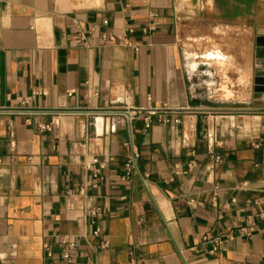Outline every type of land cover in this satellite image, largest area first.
I'll return each mask as SVG.
<instances>
[{
  "label": "crops",
  "instance_id": "crops-1",
  "mask_svg": "<svg viewBox=\"0 0 264 264\" xmlns=\"http://www.w3.org/2000/svg\"><path fill=\"white\" fill-rule=\"evenodd\" d=\"M255 32L264 0H0V264H264V108L231 81Z\"/></svg>",
  "mask_w": 264,
  "mask_h": 264
},
{
  "label": "built area",
  "instance_id": "built-area-1",
  "mask_svg": "<svg viewBox=\"0 0 264 264\" xmlns=\"http://www.w3.org/2000/svg\"><path fill=\"white\" fill-rule=\"evenodd\" d=\"M159 17V13L157 12H151L150 13V18L153 19L152 23H151V27L155 28L156 25L158 24L156 21V18ZM123 42L127 45H132V43L130 42V40L128 38L123 39ZM75 90H71L69 92V95H72L74 93ZM27 101H23L22 103L25 104ZM5 111H9V112H18V113H37L38 110H31V109H20V108H8V109H2ZM48 112L54 114L55 116H57L58 118L60 116H64V115H75V114H89V115H101V114H114V115H123L125 116L129 122H132V119L134 117H138L141 115V111H136L134 115L129 114V116L125 115V111L121 110V109H108V110H83V109H63V110H49ZM158 113L157 110L152 109L149 110L147 112V115L144 117V128L146 130L150 129L152 127V116L156 115ZM41 130H52L53 129V122L52 123H45V124H41L40 125ZM211 142L214 141L213 137L211 136L209 139ZM131 147H132V155L131 157L127 160L126 162V172L123 176H121L122 179H127L130 176L134 175V174H140L139 171V166H138V159H139V150L137 148V146L134 143V140L132 138L131 143H130ZM216 162H220L221 161V157L220 156H216L215 157ZM90 168L93 167V163H90L89 165ZM211 169H215V165L211 166ZM142 179L145 183V185H147V182L145 180V178L142 176ZM105 210L103 208H97L95 210H93L91 212V214L94 217H99L102 216L104 214ZM262 217H264V212L261 213ZM95 221H93L94 223ZM253 229V228H251ZM96 234L98 233V231L95 232ZM64 243L67 244V249L63 252V257L69 261L72 260L73 258V253L72 251L77 249L78 245H79V241H70V236H66L64 238ZM108 246V242L104 241L101 243V247H106ZM49 255L52 256V251L49 250Z\"/></svg>",
  "mask_w": 264,
  "mask_h": 264
},
{
  "label": "rangeland",
  "instance_id": "rangeland-1",
  "mask_svg": "<svg viewBox=\"0 0 264 264\" xmlns=\"http://www.w3.org/2000/svg\"><path fill=\"white\" fill-rule=\"evenodd\" d=\"M256 35L257 33L255 32L252 36H253V49L252 47L249 48V52L255 54L256 53V43H255V39H256ZM243 50H246V47L243 48ZM219 53V52H218ZM249 57L251 58V54L249 55ZM207 58L208 60L212 63V62H216L217 64H219L220 66H226L227 65V58L225 56L224 53H213V52H208L207 54ZM220 61H225L224 63H221ZM242 64H235L233 63L232 66V77H231V81L235 82L236 85H239V89L242 88V90H246V97L247 98H251L250 102L248 103H244V104H240L243 109H245L246 111H252L253 109H259V108H264V96H263V100L261 99H256V93L254 91V76L255 75H260L259 73H261V71H264V67L263 69H258L256 70L254 68V70L251 68V64L248 65V74L247 73H240L237 70V67H241ZM252 69V70H251ZM241 74V76H240ZM240 77V78H239ZM229 81V77L227 79ZM242 84V85H240ZM222 90H224V92L226 93L227 98H230L231 96L234 95V90L232 88H230V86L227 85V83H223L222 84ZM230 91V92H229ZM252 95V96H251ZM251 96V97H250Z\"/></svg>",
  "mask_w": 264,
  "mask_h": 264
},
{
  "label": "water",
  "instance_id": "water-1",
  "mask_svg": "<svg viewBox=\"0 0 264 264\" xmlns=\"http://www.w3.org/2000/svg\"><path fill=\"white\" fill-rule=\"evenodd\" d=\"M256 44L258 47H264V35H260L256 38ZM254 82L256 99H262L264 96V74L255 76Z\"/></svg>",
  "mask_w": 264,
  "mask_h": 264
},
{
  "label": "bare ground",
  "instance_id": "bare-ground-1",
  "mask_svg": "<svg viewBox=\"0 0 264 264\" xmlns=\"http://www.w3.org/2000/svg\"><path fill=\"white\" fill-rule=\"evenodd\" d=\"M245 53V52H244ZM221 63H224L225 61H220ZM230 92V91H229Z\"/></svg>",
  "mask_w": 264,
  "mask_h": 264
}]
</instances>
